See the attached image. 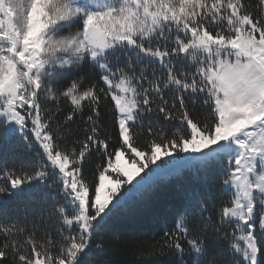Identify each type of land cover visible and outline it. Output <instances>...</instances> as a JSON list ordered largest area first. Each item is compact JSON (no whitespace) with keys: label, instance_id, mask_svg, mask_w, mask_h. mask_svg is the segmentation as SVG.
<instances>
[{"label":"snow or ice","instance_id":"snow-or-ice-1","mask_svg":"<svg viewBox=\"0 0 264 264\" xmlns=\"http://www.w3.org/2000/svg\"><path fill=\"white\" fill-rule=\"evenodd\" d=\"M9 146L0 264H108L113 220L186 170L217 194L185 192L151 255L264 264V0H0Z\"/></svg>","mask_w":264,"mask_h":264},{"label":"trees","instance_id":"trees-1","mask_svg":"<svg viewBox=\"0 0 264 264\" xmlns=\"http://www.w3.org/2000/svg\"><path fill=\"white\" fill-rule=\"evenodd\" d=\"M105 123L110 124L107 116ZM11 151V146L0 148V165L11 162ZM86 174L91 181L92 169L89 168ZM215 175L216 170L208 173L186 170L181 176L164 178L144 205L133 213L115 218L109 226L112 238L105 254L108 264H162L166 261V257L151 255L152 246L171 227L172 213L181 207L185 192L195 190L208 198L217 194ZM26 198L27 194L13 198L8 202L9 206L22 204Z\"/></svg>","mask_w":264,"mask_h":264},{"label":"rangeland","instance_id":"rangeland-1","mask_svg":"<svg viewBox=\"0 0 264 264\" xmlns=\"http://www.w3.org/2000/svg\"><path fill=\"white\" fill-rule=\"evenodd\" d=\"M120 163H121V165L127 167L129 165V163H130L129 156L126 154L124 157H122Z\"/></svg>","mask_w":264,"mask_h":264}]
</instances>
